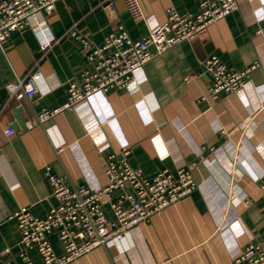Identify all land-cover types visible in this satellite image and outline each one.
Segmentation results:
<instances>
[{"label":"crops","instance_id":"crops-1","mask_svg":"<svg viewBox=\"0 0 264 264\" xmlns=\"http://www.w3.org/2000/svg\"><path fill=\"white\" fill-rule=\"evenodd\" d=\"M202 1L141 0L146 19L137 24L123 0H112V7L108 0H59L48 18L59 44L42 51L24 29L0 47V263L24 264L10 218L28 208L44 219L57 206L48 174L98 191L108 184V159L123 149L130 166L149 179L194 164L197 190L123 241L70 264H234L247 243L264 239V0H237L238 10L212 25L206 38L182 43L137 71L131 91L98 93L79 111L37 123L42 112L67 103L69 84L87 67L70 31L101 46L123 26L141 40L166 22L168 9L193 15ZM213 56L229 69L257 67L241 91L213 100L204 67ZM37 69L38 97L19 99L17 80ZM50 242L61 255L57 236ZM28 254L42 264L36 251Z\"/></svg>","mask_w":264,"mask_h":264},{"label":"built area","instance_id":"built-area-1","mask_svg":"<svg viewBox=\"0 0 264 264\" xmlns=\"http://www.w3.org/2000/svg\"><path fill=\"white\" fill-rule=\"evenodd\" d=\"M59 0H0V47L12 33L30 29L38 39L42 51L59 44L50 31L48 18L54 13ZM112 7V0H108ZM131 19L139 24L146 15L141 0H123ZM237 0H204L195 14H179L174 8L167 10V20L141 40H133L123 26L106 37L101 46L93 45L76 31L72 38L80 41L85 51L87 67L80 79L68 87L67 103L54 111H44L37 117L42 124L65 110L79 111L98 93L131 91L137 71L166 52L185 42L204 39L209 28L238 10ZM211 77L208 94L213 100L241 91L250 73L227 68L218 57L204 61ZM40 70L17 80L18 98L36 99V84ZM34 124H29L32 127ZM8 137L14 130L6 132ZM107 148V147H106ZM130 152L123 149L112 155L105 167L108 184L98 191L71 187L61 177L48 174L52 195L57 206L46 218L35 217L28 208H22L10 220L17 223L20 233L19 256L24 264H34L28 252L36 251L42 264H70L90 252L105 247L112 241H123L138 225L153 216L189 198L196 190L193 172L195 165L181 169L177 174L161 171L149 179L142 169L130 166ZM264 193V186H262ZM109 209L112 218L107 215ZM56 235L63 248L58 255L50 237ZM264 263V239L247 243L234 264Z\"/></svg>","mask_w":264,"mask_h":264},{"label":"water","instance_id":"water-1","mask_svg":"<svg viewBox=\"0 0 264 264\" xmlns=\"http://www.w3.org/2000/svg\"><path fill=\"white\" fill-rule=\"evenodd\" d=\"M17 113H19V111H17ZM17 119L20 121L19 125L24 128L25 127V124H26L25 121L24 120H21L20 117H17ZM0 264H14V263H12L9 260H6V261H4V262H2Z\"/></svg>","mask_w":264,"mask_h":264}]
</instances>
